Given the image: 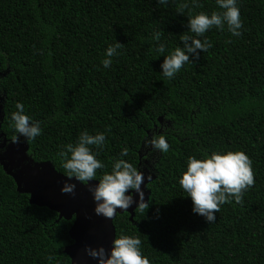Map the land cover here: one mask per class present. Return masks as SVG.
<instances>
[{
    "label": "trees",
    "instance_id": "obj_1",
    "mask_svg": "<svg viewBox=\"0 0 264 264\" xmlns=\"http://www.w3.org/2000/svg\"><path fill=\"white\" fill-rule=\"evenodd\" d=\"M238 7L241 36L213 27L199 37L211 48L190 55L169 81L152 34L161 33L163 55L183 47V37H194L187 18L222 11L215 0H0V134L13 143L10 117L22 103L42 129L30 142L18 136L23 168L47 164L64 177L58 152L84 130L106 137L98 177L127 147L123 158L151 175L149 207L112 224L115 237L140 239L151 264H264V0ZM116 42L119 55L105 69L104 51ZM153 134L165 136L167 153L143 146ZM212 151H243L255 182L208 224L192 213L178 178L188 156ZM71 224L30 205L0 166V264H49L50 256L70 264L63 250Z\"/></svg>",
    "mask_w": 264,
    "mask_h": 264
},
{
    "label": "clouds",
    "instance_id": "obj_2",
    "mask_svg": "<svg viewBox=\"0 0 264 264\" xmlns=\"http://www.w3.org/2000/svg\"><path fill=\"white\" fill-rule=\"evenodd\" d=\"M157 4L167 5L168 0H156ZM222 11H213L210 15L198 12L187 18V30L194 34L181 39L183 47H176L165 53V44L160 41V32L152 34L154 44L153 51L157 58L163 56L160 64V73L166 80H173L175 75L187 64L191 63L189 57H196L199 52L205 53L211 48V44L205 38L199 39L204 33L215 27L218 31L225 26L234 37L241 36L242 21L238 0H215ZM196 5V0H193ZM190 42V43H189ZM121 44L116 42L106 47L105 58L101 61L103 68L107 69L113 63V57L118 56ZM16 111L11 113L10 127L14 131L13 143L18 136L24 137L30 142L42 133L40 124L25 114L24 105L15 104ZM106 137L102 132L89 134L82 131L75 145L68 144L64 150L58 152L66 177L75 179L81 185L88 187L94 202V214L104 218H113L117 215V209L121 212L136 204L135 209L143 211L149 207L144 200V192L141 185L145 180L151 181V175L145 176L138 167L128 162L123 157L128 156L129 149L123 147L119 158L111 160L109 171L105 164L97 157L104 150ZM143 146L151 147L160 153L169 151V143L163 134H153L151 139H145ZM95 149V150H94ZM147 155H151L149 152ZM90 181H96L94 186H89ZM254 173L251 159L243 151H212L205 153L202 159L188 156L186 169L178 178L180 188L191 200L192 213L204 218L208 224L215 223L216 213L220 207L227 203L239 204L243 194L254 185ZM74 184L65 183L61 188L62 193H72ZM133 194L137 197L134 200ZM141 241L136 236L121 234L112 241L111 249L107 256L103 247L94 250L86 249L92 258L97 259V264H151L149 259L141 252ZM52 264L54 257H48Z\"/></svg>",
    "mask_w": 264,
    "mask_h": 264
},
{
    "label": "water",
    "instance_id": "obj_3",
    "mask_svg": "<svg viewBox=\"0 0 264 264\" xmlns=\"http://www.w3.org/2000/svg\"><path fill=\"white\" fill-rule=\"evenodd\" d=\"M0 166L3 172L9 176L15 186L16 191L28 196L30 205L46 208L57 214V222L61 219L72 220L68 230V237L71 244L66 246L63 253L69 258L70 264H97V259L92 258L86 252L88 250L103 247L107 256L111 249L112 241L115 238V230L112 224L113 218H104L94 214V202L88 187L81 185L75 179L69 180L67 177L57 173L49 165L34 166L33 168H23V163L27 160L25 151L20 145L10 143L5 146L6 140L0 134ZM141 185L144 192V200L148 202V191L145 184ZM65 183L74 184L72 193H62L60 190ZM96 181H90L89 186H94ZM134 200L137 199L133 194ZM136 204L133 203L126 212L117 209V214L126 213L129 220L133 218Z\"/></svg>",
    "mask_w": 264,
    "mask_h": 264
},
{
    "label": "flooded vegetation",
    "instance_id": "obj_4",
    "mask_svg": "<svg viewBox=\"0 0 264 264\" xmlns=\"http://www.w3.org/2000/svg\"><path fill=\"white\" fill-rule=\"evenodd\" d=\"M5 139V138H4ZM6 140V139H5ZM2 142V140L0 139V143ZM7 145V142H6V144H5V146Z\"/></svg>",
    "mask_w": 264,
    "mask_h": 264
}]
</instances>
